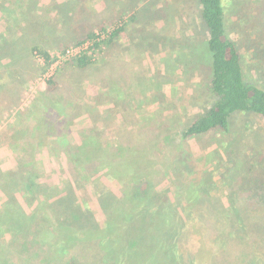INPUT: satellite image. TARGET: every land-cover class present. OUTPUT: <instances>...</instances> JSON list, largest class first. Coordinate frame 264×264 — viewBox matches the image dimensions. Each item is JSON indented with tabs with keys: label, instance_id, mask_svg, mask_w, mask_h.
Here are the masks:
<instances>
[{
	"label": "rangeland",
	"instance_id": "rangeland-1",
	"mask_svg": "<svg viewBox=\"0 0 264 264\" xmlns=\"http://www.w3.org/2000/svg\"><path fill=\"white\" fill-rule=\"evenodd\" d=\"M106 1L112 3L110 8L105 6ZM224 1L225 6L227 5V33L236 42L237 49L241 53L244 78L264 88V64H262L264 63V30L259 29L262 25L252 23L254 13H258L257 5L254 0ZM263 3L264 1L262 5ZM97 25L103 26L105 33L108 34L119 26L124 27V32L116 38V47L104 50L101 45L100 51L96 49L90 51L88 55L95 52L92 57L96 64L79 72L80 75L76 76V79L82 81L81 77H85V81H88L89 78L95 80L98 78V81L103 84L106 83V76L120 78L122 83H125V87L121 88L119 85L121 90L131 91L138 99L142 96L152 97L153 104L149 106L148 111L140 103L137 104L140 105L139 107L133 108L134 114H140V120L136 121L138 123L136 126H133L134 122L125 115L128 99L126 95H123L122 99H116V107L113 108L110 99L102 105L104 95L100 94L94 101L84 103L88 111H82L81 105L84 104L76 102L71 94V91H74V77L78 73L65 68L59 70L64 62L75 57H64L67 50L81 53L92 46L93 43L88 41L83 45H75L73 42L79 37L80 40L84 39V30L87 27ZM245 25L251 27V30L243 29ZM5 27L8 32L4 30ZM104 35L100 33V36ZM206 35V30L198 16V0H140L138 2L136 0H0V211L23 206L25 212H30L28 206L23 205L22 197L13 193L12 188H17L16 186L22 185L24 181L31 178L28 173H31L33 161L39 176L36 183L41 186L42 196L48 195L43 191L45 187L48 189L57 187L62 193L65 186L71 185L70 177L73 171L64 151L80 144L77 128L71 127L68 132V129L61 126L60 130H57L60 138L58 137L56 141L51 138L52 146L51 144L48 146V140L44 142L45 139L35 135V132H30L27 126L31 127L33 123L43 120L39 116L41 110L45 108V100L41 99L42 96L39 94L47 92L49 96L50 92L46 86V80L49 77L57 80L60 76L57 90L51 92L52 102L55 105H65L68 101L72 107L78 106L77 113L84 118L78 122V124L81 123L82 130H87L89 127L107 129L109 135L113 134L114 138L117 137L116 141L119 145H124L123 142L127 140H131L132 144H126L125 147L136 145V150L131 149L126 159L130 156L134 160L137 156L146 155L153 161L160 153L158 152L160 136H164L166 132L162 128L164 122L153 127L147 124L144 120L146 113L150 115L155 113L159 119H168L166 121L171 119L172 130L169 132L175 134L190 124L211 103L210 94L206 89L209 74L201 68L209 62H206L204 58L202 59L204 62L200 59L199 67L197 68V64L194 72L183 68L184 64L189 63L188 57L195 58L196 55L198 58L203 57L201 52ZM39 38L45 43V46L43 44L40 47L47 49L52 57H58V61L46 73L40 72V68L43 67L40 58L28 50V47ZM14 56L15 59L12 60ZM87 90L89 91L87 94L93 96L100 91V87L91 86L87 87ZM155 92L157 96L153 97ZM95 103H98L101 110L93 107ZM67 107L69 108L68 105ZM107 109L110 110L105 112ZM61 113L66 112L61 111ZM62 124L60 122L59 126ZM229 131V134H221L218 139L206 137L198 142L188 143L190 152L195 157L201 156L200 159L204 158L208 162L205 166L201 163V167L196 172L200 171L198 174H203L202 171H205L203 175H208L205 182L217 183L221 179L218 172L222 165L220 171L224 172L222 177L227 178L226 183L229 186H235L236 175L246 174L250 170L248 165H253L256 170L254 171L252 167L253 169L248 173L250 178L247 181L249 183L247 190L251 193L250 197H263L259 192L264 187V185L260 186L262 182L264 183V121L252 114H235L230 118ZM128 132L130 134H127ZM230 141L233 142L231 144L233 152L227 164L225 143ZM15 144L18 149L14 147ZM178 144L177 141L174 143L168 141L162 149L165 154L160 162L163 163L164 159L165 163L171 159L174 161L178 154ZM8 146H12L13 149L11 147L7 149ZM25 146L33 149L38 156H34V160L30 155L23 154L26 165L17 168L15 153H25L29 150ZM126 159H117V163H123ZM156 167L161 171L159 164ZM187 171L189 172L188 168ZM115 173L116 167L111 166V169H98L91 175L86 189L88 188L93 195L88 200L81 195V192L76 190L72 192L82 202V208L88 213L90 223L93 225L101 226L104 221V215L97 202L99 197L103 193L107 196L113 195L114 198L122 194L124 187L116 180ZM152 174L155 175L154 185L161 196L157 211L163 213L169 208L171 199L169 195H160L162 193L160 190L165 186L171 192L172 190H176V193L180 192L178 186L176 189L167 186L177 173L172 168L165 178L162 174L155 172ZM182 181V179L180 182L178 180L177 184H181ZM228 188L224 187L220 193L222 198L229 191L232 195L235 194L236 190L233 187L229 190ZM221 201L220 205L226 211L219 215L212 214L213 217L207 221L209 229L205 227L204 230L203 240L205 244L208 242L209 245H213V248H200L197 257L207 261L206 264H225L222 261L223 247L219 245L221 242L222 244L226 242L228 247L232 246L229 250L226 245H223L226 249L228 248L226 256L229 253L233 262L264 264V223L261 226L246 225L242 228L235 225L232 229L235 216ZM243 201L242 206L239 207L240 213H244V209H248L252 204L251 199ZM173 204L180 206V210L183 209L181 202ZM206 206L207 203L204 200L196 209L203 214L207 209ZM165 216L166 212L162 217ZM229 221L232 223L228 224ZM199 241L201 242L200 238ZM198 247L196 244V249ZM0 253L5 255L9 253V249L4 250L0 246Z\"/></svg>",
	"mask_w": 264,
	"mask_h": 264
},
{
	"label": "trees",
	"instance_id": "trees-1",
	"mask_svg": "<svg viewBox=\"0 0 264 264\" xmlns=\"http://www.w3.org/2000/svg\"><path fill=\"white\" fill-rule=\"evenodd\" d=\"M138 1L140 0H136ZM263 1L254 0L258 13H254L252 17V23L263 26L259 27L261 30H264ZM226 8L224 0H198V16L207 33L201 52L203 57L198 58L197 55L195 58L188 57L189 63L183 65V68L194 72L200 59L203 62L204 60L209 62L208 65L201 67L209 74L206 88L211 97L209 107L175 134L169 132L172 130L171 119L166 121L168 119H159L155 113L152 115L146 113L148 117L145 116L144 120L147 124L153 127L164 122L162 128L166 132L164 136H160V150L158 149L160 153L153 161L146 155L137 156L134 160L130 156L126 159L131 149L136 148V145L124 146L132 144L131 140L124 141V145H119L116 141L117 137L114 138L113 134L109 135L107 129L87 128L85 140L64 151L73 173L70 177L71 185L65 186L62 193L57 187L49 189L45 187L43 191L48 195H41V186L36 183L39 176L33 161L31 173H28L31 178L24 181L22 185L16 186L17 188H12L13 193L22 197L23 205L28 206L30 212H25L23 206L0 211V246L4 250L9 249V253H4L5 255L0 253V264H206L207 261L197 257L198 250L213 248V245H209L208 242L205 244L204 230L209 229L207 221L213 217L212 214L219 215L226 211L222 209L220 200L235 216L232 229L235 225L242 228L246 225L261 226L264 223V187L259 192L263 197H250L251 193L247 190L249 184L247 181L250 178L248 173L253 168L255 171V167L248 165L250 170L247 171V175L245 173L236 175L235 186H229L226 183L227 178L222 177L224 174L220 172L222 165L218 172L221 176L220 181L205 182L208 178V175H203L205 171H202L203 174H198L200 171H196L201 167V163L205 166L208 162L204 158L200 159L201 156L195 157L188 145L191 141L195 143L206 137L218 139L221 134H229L230 118L235 114H252L264 121V88L244 78L241 53L237 49L236 42L227 33ZM158 11L161 10L158 8ZM104 29L101 25L87 27L84 30V39L74 44L83 45L88 41L93 43L92 46L64 62L59 70L62 68L74 71L89 69L96 64L92 57L95 52L88 55L90 51L95 49L100 51L102 46L104 50L116 47L115 40L124 32V27L111 29L109 34L105 33ZM243 29L249 31L251 27L245 25ZM100 33L105 35L100 36ZM30 50L42 61L41 73H46L56 61L55 57L40 46ZM15 56L11 59L14 60ZM112 84L116 86L115 83ZM124 84H120L121 88L125 87ZM46 86L50 92L49 96L47 92H41L39 95L45 94L44 98L50 101L52 100L51 92L56 86L54 77L46 80ZM123 95L128 97L125 115L134 122L133 126H136L138 124L136 121L140 120V114H134L133 108L141 105L148 111L149 106L153 104L152 97L142 96L138 99L131 91H123L119 88L117 98L122 99ZM154 96H157L156 92ZM139 103L140 105H137ZM81 110L87 111L85 104L81 105ZM168 141L179 143L178 154L174 161L168 160L165 156L168 161L165 163L164 159L162 163L160 161L165 154L162 149ZM231 144H233L231 141L225 143L227 164L232 158ZM120 158L126 161L117 163V159ZM158 164L161 171L156 167ZM111 166L116 167L115 178L119 183L121 182L124 189L117 198L104 193L99 197L97 202L104 215V221L101 226L93 225L90 223L88 213L82 208V202L72 192L73 190L81 192L86 200L92 198L93 194L88 188L86 189L91 175L98 169H111ZM172 168L177 176L171 179L167 186L173 189L178 186L180 192L176 193V190L171 192L164 186L160 190L162 191L160 195H169L171 202L168 209L158 213L160 206L157 204L161 196L154 185L155 175L152 173L162 174L165 178ZM181 179L183 181L178 185L177 182ZM252 181L254 182V179ZM263 185L262 182L260 186ZM224 187L226 189L233 187L236 190L235 194L232 195L229 191L222 198L220 193ZM246 199L252 200L253 207L250 205L248 209H244V213H240L239 207ZM204 200L207 203V209L200 214V210L196 208ZM180 202L182 210L180 206L173 204H180ZM165 212L166 216L163 218L162 215ZM7 234H9L8 237ZM196 244L199 246L198 249ZM223 245L227 246V243L221 242L219 245L224 251L222 261L225 264H237L231 260L229 253L226 256L227 249L230 250L232 246H227L226 249Z\"/></svg>",
	"mask_w": 264,
	"mask_h": 264
},
{
	"label": "crops",
	"instance_id": "crops-1",
	"mask_svg": "<svg viewBox=\"0 0 264 264\" xmlns=\"http://www.w3.org/2000/svg\"><path fill=\"white\" fill-rule=\"evenodd\" d=\"M82 1H84V0H82ZM71 3H73V2L71 1ZM111 4L112 3H110L109 1H106L105 6L110 8ZM69 6H71V5H69ZM4 30L8 32V29L6 27ZM29 32H31V31H29ZM79 38H78V40H80ZM78 40L76 38L73 43H76ZM43 44L45 46V43L43 42V40L41 38H39L34 44H32L28 47L29 48L28 50H30L33 47H39ZM44 50L48 52L47 49H44ZM72 71H73V73H78V74H75L74 81H73V82H75V83H73L74 91H71L72 92L71 94L73 95L76 102L82 103V104L89 103L90 101H94L95 97H98L100 94H102V95H104V96H102V105L108 99H110L111 104L113 105V108L116 107V104H115L116 99H119V97L117 98V93L119 92V88H120L119 85L123 82V81H121L120 78L114 79L113 77L108 78L106 76L105 77L106 83H103L105 85L104 86L100 81H98V78H96L97 80H95L93 78H89V79H87L88 81H85L86 80L85 77H81L82 81H79V79H76V76L80 75L79 72H82L85 70H81V71L72 70ZM90 75L92 77H94L93 74H90ZM59 79H60V76H58L57 80H55L56 86H55L54 91L57 90L56 87H57V82ZM112 83H115L116 86ZM91 86L100 87V91L93 96H91L90 94L88 95L87 94V91H88L87 87H91ZM65 90L67 92V89H65ZM61 91H63V90H61ZM43 95L45 96V94H42L41 99L44 98ZM44 100H45V102H44L45 108L43 109V111L41 110L40 116H39L43 120H42V122H35L34 121L35 123H33L31 125V127H30V125H27L30 128L29 131L33 132V133L35 132V135H38V136L42 137L43 139H45L44 142L49 141V143H47L48 146L50 144L52 146V141H50V140H51V138H54L56 141V139L59 137L57 135V130H60L61 126H63L64 129L65 128L68 129V132L71 130V127H76L77 132H78L77 135L79 136V143H82L85 140V137H87V131L85 129H83V130L81 129V126H80L81 123L78 124L80 119L84 120L83 115L81 116L80 114L77 113L79 110L78 106L72 107L71 104H68V101L66 102L65 105H63V104L62 105L61 104L55 105L52 102V100L47 101L45 98H44ZM67 105L69 106L70 110L67 107ZM93 107L96 110L98 108H100V110H101V107L100 106L98 107V103H95V105ZM66 109H68V110H66ZM109 110L110 109H107L105 112H108ZM61 111H64L66 113L62 114ZM87 111H88V109H87ZM87 115H89V114H87ZM60 122L63 124L59 126ZM80 133H81V135H80ZM36 140H37V138H36ZM10 147L13 149L12 146H8L7 149L8 148L10 149ZM14 147L18 149L16 144L14 145ZM26 149H29V150H26L25 153H21V154L15 153L13 151V153H15L17 156V159H16L17 168H22V167H25V165H26V163L23 159V154H25L26 156L30 155L31 157L38 156V154H35V151L33 149L32 150H31V148H26ZM27 158H29V157H27Z\"/></svg>",
	"mask_w": 264,
	"mask_h": 264
},
{
	"label": "built area",
	"instance_id": "built-area-1",
	"mask_svg": "<svg viewBox=\"0 0 264 264\" xmlns=\"http://www.w3.org/2000/svg\"><path fill=\"white\" fill-rule=\"evenodd\" d=\"M88 48V47H87ZM83 51V50H82ZM80 54V51L79 52H77V53H74V51L73 50H67L66 51V56H64V57H74V56H78ZM70 55V56H69ZM56 58V61L53 63V64H55L57 61H58V57H55ZM52 64V65H53Z\"/></svg>",
	"mask_w": 264,
	"mask_h": 264
}]
</instances>
